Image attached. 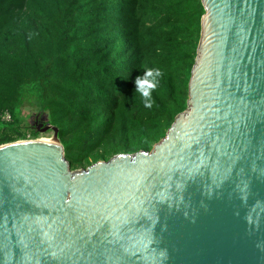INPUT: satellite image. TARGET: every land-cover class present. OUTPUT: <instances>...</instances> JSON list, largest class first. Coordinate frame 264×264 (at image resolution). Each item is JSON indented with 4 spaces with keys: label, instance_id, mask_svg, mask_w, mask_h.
Returning <instances> with one entry per match:
<instances>
[{
    "label": "water",
    "instance_id": "water-1",
    "mask_svg": "<svg viewBox=\"0 0 264 264\" xmlns=\"http://www.w3.org/2000/svg\"><path fill=\"white\" fill-rule=\"evenodd\" d=\"M187 109L151 151L72 170L0 146V264H264V0H201Z\"/></svg>",
    "mask_w": 264,
    "mask_h": 264
},
{
    "label": "trees",
    "instance_id": "trees-1",
    "mask_svg": "<svg viewBox=\"0 0 264 264\" xmlns=\"http://www.w3.org/2000/svg\"><path fill=\"white\" fill-rule=\"evenodd\" d=\"M204 14L201 0H0V146L25 139L32 105L72 170L151 151L187 109ZM147 68L162 73L151 108L133 96Z\"/></svg>",
    "mask_w": 264,
    "mask_h": 264
},
{
    "label": "rangeland",
    "instance_id": "rangeland-1",
    "mask_svg": "<svg viewBox=\"0 0 264 264\" xmlns=\"http://www.w3.org/2000/svg\"><path fill=\"white\" fill-rule=\"evenodd\" d=\"M20 117L22 119V127L24 133L31 134L32 128H37L38 130H43L48 125V114L40 111L37 107L32 105H26L22 108ZM53 137V132L41 133L37 136L38 139H48ZM84 170V168H79L77 171Z\"/></svg>",
    "mask_w": 264,
    "mask_h": 264
},
{
    "label": "clouds",
    "instance_id": "clouds-1",
    "mask_svg": "<svg viewBox=\"0 0 264 264\" xmlns=\"http://www.w3.org/2000/svg\"><path fill=\"white\" fill-rule=\"evenodd\" d=\"M162 73L159 68H147L143 76H137L134 80L135 94H139L145 108H151L153 104L152 92L158 87Z\"/></svg>",
    "mask_w": 264,
    "mask_h": 264
},
{
    "label": "built area",
    "instance_id": "built-area-1",
    "mask_svg": "<svg viewBox=\"0 0 264 264\" xmlns=\"http://www.w3.org/2000/svg\"><path fill=\"white\" fill-rule=\"evenodd\" d=\"M3 121L9 122L10 121V115L8 113L3 115ZM41 139H38L34 137L31 134H27L24 140H21L20 142H30V141H39Z\"/></svg>",
    "mask_w": 264,
    "mask_h": 264
},
{
    "label": "bare ground",
    "instance_id": "bare-ground-1",
    "mask_svg": "<svg viewBox=\"0 0 264 264\" xmlns=\"http://www.w3.org/2000/svg\"><path fill=\"white\" fill-rule=\"evenodd\" d=\"M41 141H45V142H49V143H57L56 140L54 139V137L48 138V139H43Z\"/></svg>",
    "mask_w": 264,
    "mask_h": 264
}]
</instances>
